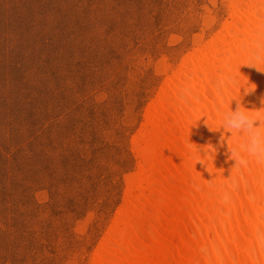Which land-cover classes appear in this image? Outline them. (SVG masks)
I'll return each instance as SVG.
<instances>
[{"label": "rangeland", "instance_id": "374dc122", "mask_svg": "<svg viewBox=\"0 0 264 264\" xmlns=\"http://www.w3.org/2000/svg\"><path fill=\"white\" fill-rule=\"evenodd\" d=\"M254 3L0 0V264H98L149 115Z\"/></svg>", "mask_w": 264, "mask_h": 264}, {"label": "bare ground", "instance_id": "6f19581e", "mask_svg": "<svg viewBox=\"0 0 264 264\" xmlns=\"http://www.w3.org/2000/svg\"><path fill=\"white\" fill-rule=\"evenodd\" d=\"M233 14L219 44L185 66L149 115L136 141L140 194L98 264H264V162L242 150L243 130L222 125L233 97L264 120V0ZM253 127L264 137V124ZM229 145L246 166L228 159ZM201 157L212 173L195 164Z\"/></svg>", "mask_w": 264, "mask_h": 264}, {"label": "clouds", "instance_id": "9594fccd", "mask_svg": "<svg viewBox=\"0 0 264 264\" xmlns=\"http://www.w3.org/2000/svg\"><path fill=\"white\" fill-rule=\"evenodd\" d=\"M256 69L260 71V69ZM255 89L256 87H254L251 91L244 89V95L254 93ZM233 100L236 101V107L234 110L230 108V110L224 114L222 125L227 131H231L232 133H237L243 130L248 136V143L241 146L242 150L246 151L249 156L255 157L258 162H264V137L261 136L258 127H253L257 121H259V125L264 124V120H261L259 116H249L247 111L244 110L241 101L233 97L231 103ZM260 103L262 106H264V95H261ZM209 130L216 131L218 129L214 130L209 128ZM229 148L231 149V156L228 157V159L235 160L234 166H246L248 161L242 155H240L239 152L233 150L230 145ZM198 162L202 164L209 173H212L208 170L206 159L204 157L197 159L195 164Z\"/></svg>", "mask_w": 264, "mask_h": 264}]
</instances>
